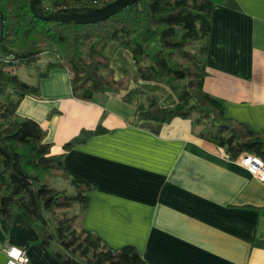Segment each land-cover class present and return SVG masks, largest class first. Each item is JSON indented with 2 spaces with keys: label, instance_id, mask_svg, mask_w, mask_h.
Instances as JSON below:
<instances>
[{
  "label": "crops",
  "instance_id": "obj_1",
  "mask_svg": "<svg viewBox=\"0 0 264 264\" xmlns=\"http://www.w3.org/2000/svg\"><path fill=\"white\" fill-rule=\"evenodd\" d=\"M211 1L203 90L222 104L226 119L264 135V0ZM104 55L115 79L135 73L130 53L116 42ZM33 84L41 98H24L17 114L47 131L53 153L98 125L109 131L63 156L71 177L95 186L86 193V231L112 249L133 247L147 264H264V185L195 137L189 120L138 121L140 95L129 103L114 92L78 101L63 69ZM138 88L163 107L176 103L164 85L139 81ZM52 110L59 113L48 118ZM7 243L24 247L29 264H59L20 215L8 236L0 227V264Z\"/></svg>",
  "mask_w": 264,
  "mask_h": 264
},
{
  "label": "trees",
  "instance_id": "obj_2",
  "mask_svg": "<svg viewBox=\"0 0 264 264\" xmlns=\"http://www.w3.org/2000/svg\"><path fill=\"white\" fill-rule=\"evenodd\" d=\"M0 0V227L8 236L20 215L37 241L59 264H147L131 246L110 248L83 228L89 204L86 193L95 186L71 177L63 156L75 145L109 131L98 125L52 152L47 131L33 119L17 114L26 97L41 98L38 85L11 74L43 55L51 59L42 79L53 69L66 70L72 97L91 102L105 92L129 103L143 96L138 121L169 124L189 120L195 137L223 148L231 159L252 154L264 159V135L224 117L222 104L203 90L204 62L211 31V0H134L118 13L98 22L55 21L53 15L98 10L116 0ZM116 42L128 51L135 73L115 79L105 47ZM168 87L176 103L163 107L160 98L138 88V82ZM59 113L52 110L47 117ZM69 181L68 195L52 184ZM79 206V214L68 211Z\"/></svg>",
  "mask_w": 264,
  "mask_h": 264
},
{
  "label": "built area",
  "instance_id": "obj_3",
  "mask_svg": "<svg viewBox=\"0 0 264 264\" xmlns=\"http://www.w3.org/2000/svg\"><path fill=\"white\" fill-rule=\"evenodd\" d=\"M219 152L223 158H230V155L221 148ZM236 161L249 173V175L264 185V159L252 154H242ZM14 251L19 253V255H12ZM1 252L6 258L5 264H29V257L24 247H18L7 243L1 247Z\"/></svg>",
  "mask_w": 264,
  "mask_h": 264
},
{
  "label": "water",
  "instance_id": "obj_4",
  "mask_svg": "<svg viewBox=\"0 0 264 264\" xmlns=\"http://www.w3.org/2000/svg\"><path fill=\"white\" fill-rule=\"evenodd\" d=\"M40 0H32L30 10L35 13L34 7ZM134 0H116L107 7L98 10H84L77 12L76 9H71L67 14H59L48 17L55 21H78V22H98L118 13L125 5ZM36 14V13H35Z\"/></svg>",
  "mask_w": 264,
  "mask_h": 264
},
{
  "label": "rangeland",
  "instance_id": "obj_5",
  "mask_svg": "<svg viewBox=\"0 0 264 264\" xmlns=\"http://www.w3.org/2000/svg\"><path fill=\"white\" fill-rule=\"evenodd\" d=\"M50 59L51 58L49 56L43 55L38 62L32 65H29V66L20 65V66L14 67L13 68L14 73H12V69H11V74L16 75L20 80L31 85L35 82L36 79L39 78V75L41 73L45 72L46 64ZM52 184L57 189H60V190L63 189L68 195H70L73 192V188L70 186L69 181H65L61 178H56L55 180H53ZM79 212H80L79 206L74 205L68 211V215L69 216L78 215Z\"/></svg>",
  "mask_w": 264,
  "mask_h": 264
},
{
  "label": "snow or ice",
  "instance_id": "obj_6",
  "mask_svg": "<svg viewBox=\"0 0 264 264\" xmlns=\"http://www.w3.org/2000/svg\"><path fill=\"white\" fill-rule=\"evenodd\" d=\"M12 255H14V256H18L19 253H17V252L14 251V252L12 253Z\"/></svg>",
  "mask_w": 264,
  "mask_h": 264
}]
</instances>
